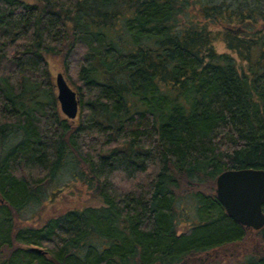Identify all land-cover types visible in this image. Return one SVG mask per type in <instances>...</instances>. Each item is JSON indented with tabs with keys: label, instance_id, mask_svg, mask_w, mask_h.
<instances>
[{
	"label": "trees",
	"instance_id": "trees-1",
	"mask_svg": "<svg viewBox=\"0 0 264 264\" xmlns=\"http://www.w3.org/2000/svg\"><path fill=\"white\" fill-rule=\"evenodd\" d=\"M48 55L63 57L74 119ZM10 132L2 264H188L245 241L216 192L178 189L264 169V0H0V141ZM69 154L103 204L17 229ZM237 264H264V252Z\"/></svg>",
	"mask_w": 264,
	"mask_h": 264
},
{
	"label": "rangeland",
	"instance_id": "rangeland-1",
	"mask_svg": "<svg viewBox=\"0 0 264 264\" xmlns=\"http://www.w3.org/2000/svg\"><path fill=\"white\" fill-rule=\"evenodd\" d=\"M25 1L32 4L39 2V0ZM118 39H120V41L122 40L120 36ZM215 46L219 52H231L227 49L222 38H218L215 41ZM48 60L55 83L54 92L55 95H57L58 88L56 86V77L58 73H63V57L48 55ZM18 138V135L10 132L5 141H0V146L4 145L5 147H9L12 143H15L14 141L18 140ZM4 146H2V148L0 147L1 150ZM85 170L83 165L76 160L75 156L69 154L56 178L51 183L47 184L44 193L45 199L40 203L28 205L21 211L19 216H16L17 229L43 225L48 219L68 209H82L86 206H101L103 201L96 191L95 182H92V184L88 182V178L85 176ZM215 190L216 183L214 182L197 185L195 183H189L186 180H181L178 193L188 196L197 191L215 192ZM189 203H192L191 200H189ZM263 252L264 243L257 233H255V230H251L245 241L207 253L195 254L190 257L186 263L214 264L215 262H221L224 264H237L250 254L259 255ZM8 253L9 249H5L2 256H0V264H2L1 260Z\"/></svg>",
	"mask_w": 264,
	"mask_h": 264
},
{
	"label": "water",
	"instance_id": "water-1",
	"mask_svg": "<svg viewBox=\"0 0 264 264\" xmlns=\"http://www.w3.org/2000/svg\"><path fill=\"white\" fill-rule=\"evenodd\" d=\"M57 98L62 112L70 119L77 117L79 99L63 73L56 77ZM216 195L227 214L249 230L264 227V169L226 170L215 180Z\"/></svg>",
	"mask_w": 264,
	"mask_h": 264
}]
</instances>
